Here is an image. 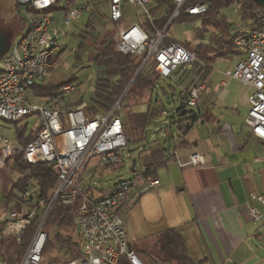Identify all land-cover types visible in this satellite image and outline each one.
<instances>
[{
	"label": "built area",
	"instance_id": "obj_1",
	"mask_svg": "<svg viewBox=\"0 0 264 264\" xmlns=\"http://www.w3.org/2000/svg\"><path fill=\"white\" fill-rule=\"evenodd\" d=\"M152 0H111L110 20L118 40L117 49L125 55H135L146 65L155 64V71L161 79H170L180 68L190 69L195 55L184 46L170 42L168 28L153 29L140 22L136 14L128 10L136 7L142 12L146 23L153 25L150 4ZM186 0H175L177 5L172 20L181 14L198 16L207 11L206 4H196L183 10ZM24 9V28L19 38L0 60V119L18 123L30 116L39 117L41 132L23 150V158L30 165L50 164L58 172V186L54 201L65 206L77 204L75 222L83 242V256L68 264H144L134 250L129 249L128 235L121 218L122 209L134 201L142 191L158 187V177L143 176L120 181L110 191L83 186L84 172L94 157H101L103 166L119 167L123 164L122 150L128 146L121 117L117 114L121 102L109 111L93 117L86 115L84 108L63 113L60 105L50 99L36 103L32 100L35 83L46 82L50 72L58 65L61 53L59 38L61 28L56 13L62 12V21L67 26L79 16L80 9L72 7L70 0H17ZM127 9V13L125 10ZM264 23V19H263ZM240 59L234 70L226 71L227 77L250 89V111L247 125L252 135L264 143V28L245 32L236 42ZM205 84L193 87L187 106L198 107ZM75 91L65 86L63 93ZM14 146L0 131V170L12 157ZM205 164L199 153L191 154L185 160H178L180 168L200 167ZM32 183V180H30ZM36 188V187H35ZM36 190L23 195L25 201ZM264 205L263 197H252ZM21 217L17 211L1 216L5 237L19 240L30 227L37 209ZM51 204V206H52ZM50 210V207L49 209ZM48 211L39 225L32 242L20 264H40L47 235L42 230ZM253 218L260 215L250 209ZM0 264H4L0 262Z\"/></svg>",
	"mask_w": 264,
	"mask_h": 264
},
{
	"label": "trees",
	"instance_id": "obj_2",
	"mask_svg": "<svg viewBox=\"0 0 264 264\" xmlns=\"http://www.w3.org/2000/svg\"><path fill=\"white\" fill-rule=\"evenodd\" d=\"M76 1L70 0L72 7H77ZM110 1L97 0L94 3L95 7L91 11L86 28L80 34L81 47L83 48L84 44L88 43L93 48L95 52L90 61L99 68L90 102L85 103L84 97L81 95L78 98H73L72 94L63 93L64 87L73 84L76 78L59 85L48 81L35 83L32 87L33 98L55 101L60 105L63 113L84 108L89 117L109 111L120 101L121 107L117 114L121 117V109L129 95L133 97L144 91L155 89L161 78L155 71L154 62L150 61L144 65L143 60L139 57L121 53L117 49L118 40L115 36V28L113 27L111 31H105L99 23L97 13L99 14V10L104 8H108L110 12ZM196 4H206L207 11L198 16L181 14L177 19L172 20L177 8L175 0H152L149 7L153 25L146 23V20L142 22L150 32H153L154 28L163 31L169 27V33L174 25H193L192 38L189 42L173 40L170 36L168 40V43L181 44L196 58L190 69L184 68V77L192 75L193 80L182 92L183 100L179 113H184L185 107H188L187 101L191 89L208 83L218 61H230L240 54L235 42L245 32L242 29L233 28V24L225 11L236 7L240 13L241 23L249 28L248 32L264 28V7L258 5L254 0H186L183 10ZM16 20L20 24L18 30L14 28L7 31L0 29L1 37L10 47L15 42V37L19 36L24 28V20L21 17H17ZM105 21L112 24L110 15L109 19ZM94 31L95 34H92ZM63 51L61 49L60 55ZM76 91L75 89L74 92ZM157 113L151 108L142 113L127 110L125 118L121 117L128 144L139 142L142 146L146 145L145 148H142L145 157L141 155L140 158L149 160L147 164H143L142 174L144 176L158 177V171L175 158L177 150L184 146H191L185 136L192 126L200 121L207 122L212 119L208 113L193 112L188 117L187 124L181 122L176 125L182 133L181 136L177 137V140L173 134H169L167 131L162 142L160 140L149 142L147 129L153 124ZM41 129L39 126L29 129L28 123L20 126L16 132L17 146H15L12 157L5 165V169L12 173L13 180L7 186L5 193L0 192V217L13 210L23 217L37 207L38 201H43V204L37 209L32 224L19 240L5 237L3 225L0 222V262L4 264H20L22 262L47 211L42 226V230L47 235V241L42 251L40 264H68L83 256V242L75 222L77 204L65 206L60 200L52 204L58 186V172L53 165L39 164L33 166L23 158V150L41 132ZM172 142H174L173 149L169 153L166 144ZM197 144L192 145L193 149ZM34 187L38 191H35L31 198L25 201L23 195L26 192H31ZM49 207L50 210H48ZM166 234L169 249L173 255L180 257V264H204L205 260L196 261L188 253L184 238L177 227L168 229ZM129 249L134 250L144 264H160L147 251H137L132 248L130 243ZM123 264L129 263L125 261Z\"/></svg>",
	"mask_w": 264,
	"mask_h": 264
},
{
	"label": "crops",
	"instance_id": "obj_3",
	"mask_svg": "<svg viewBox=\"0 0 264 264\" xmlns=\"http://www.w3.org/2000/svg\"><path fill=\"white\" fill-rule=\"evenodd\" d=\"M60 59L61 55L58 64ZM239 59L240 54L230 61L216 63L202 91L207 99L202 103L200 98L197 107L199 114L208 113L212 119L192 126L197 135L188 136L191 128L185 136L191 146L177 150L175 158L162 168L166 170V184L169 181L174 187L181 218V223L174 227L183 236L189 254L192 252H189L185 233L192 234L191 245L195 241L200 247L206 257L204 264H264V205L252 199L253 196L264 198V143L252 135L247 125L249 113L243 118L239 110L245 105L250 111L247 94L250 89L226 75V71L235 69ZM241 87L248 89L243 96ZM140 94L142 98L147 95L145 91ZM32 100L37 103L48 99H35L32 92ZM36 119L38 125L39 117ZM194 153L201 154L205 164L180 168L178 160H185ZM5 171L9 173L3 168L0 174ZM157 176L158 187L162 188V179ZM165 191L160 193L167 194ZM135 202L126 205L122 213ZM252 207L260 215L258 220L250 213ZM183 229L186 232L183 233ZM129 243L135 250L142 251Z\"/></svg>",
	"mask_w": 264,
	"mask_h": 264
},
{
	"label": "rangeland",
	"instance_id": "obj_4",
	"mask_svg": "<svg viewBox=\"0 0 264 264\" xmlns=\"http://www.w3.org/2000/svg\"><path fill=\"white\" fill-rule=\"evenodd\" d=\"M89 2L90 4H88ZM96 2L97 0H77L76 4L80 12L78 18L72 22L71 26H67L63 23L61 19L62 12L56 13L58 25L61 28L59 44L64 51L62 52L59 64L50 72L47 79L48 82L59 85L76 78V81L71 84V86L77 91L72 93V96L73 98H78L81 95L84 97L85 103L90 102L99 68L94 62L90 61V58L95 52L93 48L90 47L88 43H85L83 48L81 47L82 40L80 34L85 30L91 16V11L95 7L94 3ZM125 12L127 13V9ZM128 12L136 14L140 22L145 20L142 12L136 7L130 8ZM225 12L229 16L234 29H242L244 32H248L249 28L241 23L240 13L236 7L227 9ZM109 15L110 12L108 8L100 9L99 14L97 13L99 23L104 27L105 31H111L114 27L112 24L106 23L105 21L109 19ZM26 16L24 9L18 8L17 0H0L1 30L7 31L10 28L18 30L20 24L17 22L16 18L21 17V19L24 20ZM192 29L193 25L191 24L174 25L170 29L168 35L173 40L189 42L192 38ZM92 34H95V31ZM16 38H19V36L15 37V41ZM184 71L185 69L181 68L179 72L174 74L170 79H160L155 89L152 90V93L151 91H147V95L144 98L141 97V94H136L133 97L129 95L123 104L120 112L123 119L127 114V110H132L134 113H142L151 108L158 112L153 124L147 129L149 142L155 140H160L162 142L167 131L169 134H173L174 137L181 136L182 133L178 130L176 125L181 122L187 124L188 117L192 115L193 112L198 113L197 107H185L184 113H179L183 100L182 92L193 80L192 75L184 77ZM247 90L241 87V96L245 95ZM247 94L249 98L250 90ZM131 99L135 101L134 104ZM206 99L207 95L202 93V103H204ZM37 103L40 102L37 101ZM239 110L243 118H245L249 113V106L241 105ZM25 123L29 124V129L38 126L36 125V116H30L18 123H11L0 119V131L8 138L12 146L15 147L17 145V129ZM198 127H200V125ZM209 128L212 130L213 127L209 126ZM195 132L196 128L193 127L188 136L192 138V134H195ZM195 135H197V133ZM145 147L146 145L142 146L139 142L129 143L121 152L123 164L119 167L110 165L103 166L101 157H94L91 159L84 172L83 186H91L98 190L110 191L114 185L120 181L132 179L143 181V164L149 162L147 158L140 159L141 155L145 157L142 153V148ZM166 148L169 153L172 152V143H167ZM134 160L137 162L135 168H133ZM158 172L162 179V188L156 187L143 195L135 196V204H132L130 208L124 210L123 213L121 211V218L129 242L134 246L141 248L140 250L142 251H147L158 260L160 264H180V257L178 255H173L169 249L166 234L168 229L181 223V218L178 216L177 201L173 192L174 187L169 181L166 184L167 175L165 174V169H160ZM12 180V173H7L6 171L1 173L0 190L2 191L3 188L6 189ZM32 190H36V188L34 187ZM162 190L168 191L167 194L162 195L160 193ZM5 191L2 192L5 193ZM188 230L190 231L191 228H188ZM182 232H186V229H183ZM191 235L192 234L185 233L186 242L190 248L189 252H192V254H190L196 261H202L206 257L195 241L191 245L190 240L193 238L190 237Z\"/></svg>",
	"mask_w": 264,
	"mask_h": 264
},
{
	"label": "water",
	"instance_id": "obj_5",
	"mask_svg": "<svg viewBox=\"0 0 264 264\" xmlns=\"http://www.w3.org/2000/svg\"><path fill=\"white\" fill-rule=\"evenodd\" d=\"M258 5L264 7V0H254ZM9 44L4 41V39L0 35V60L8 53ZM136 160L133 161V168H135ZM55 202V201H54Z\"/></svg>",
	"mask_w": 264,
	"mask_h": 264
}]
</instances>
